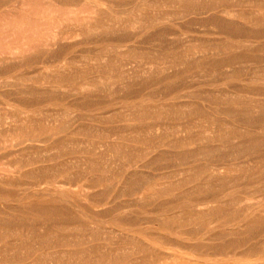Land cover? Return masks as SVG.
I'll return each instance as SVG.
<instances>
[{
  "label": "bare ground",
  "instance_id": "1",
  "mask_svg": "<svg viewBox=\"0 0 264 264\" xmlns=\"http://www.w3.org/2000/svg\"><path fill=\"white\" fill-rule=\"evenodd\" d=\"M167 6L172 8L167 10ZM177 17H198L208 25L206 33L223 36H194L183 47L167 45L164 24ZM126 29L130 33L119 35ZM150 29L154 30L152 41L157 44L153 53L147 45L136 43ZM93 33L108 43L93 55L76 53V45ZM263 36L264 0H0V134H12L0 139V148L21 147L11 151L21 154L20 158L0 170V192L7 193L2 198L15 202L0 208V242H4L0 244V262L115 264L119 249L132 254L150 250L134 237L120 236L128 234L125 230H132L134 223L142 224L131 216L140 209L121 210L133 204L114 205L105 191L91 196V204L109 206L96 208L92 214L63 191L51 187L35 188L39 184L33 183L21 192L11 188L24 174L49 179L69 170L68 164L59 170L53 168L62 155L60 151L41 159L22 150L53 138L67 127L86 130L81 123L73 125L79 117L98 108L86 102L114 95L118 84L156 85L166 90L154 96L153 103L140 100L119 107L115 102L107 104L111 119L127 122L113 133L117 138L105 144L106 149L99 155L104 160L87 154L82 173L104 169L110 163L127 169L138 160L144 161L141 166L155 160L187 165L182 168L180 182L169 183L160 191H150V184L146 188L136 167L114 174L122 182L120 192L137 193V200L147 201L177 190L175 198L161 206L171 215L154 221V226L183 236L171 239L159 234L156 239L162 244L178 248L152 251L147 264H162L164 258H180L191 264V258L177 250L189 249L199 255L229 254L243 245L247 259L264 260V64L260 63H264V42L254 43ZM131 40L135 43H129ZM257 63L259 66L252 71L242 68ZM195 70L206 75L218 71V80L227 86L218 88L214 95H202L201 90L190 93L189 100H175L183 96L178 93L183 77H191ZM167 96L172 99L156 101ZM69 115L78 117L69 121ZM196 119L200 120L198 129ZM169 128L178 135L169 137ZM54 140L55 147L64 142ZM24 143L25 147L21 145ZM169 147L182 149L171 153ZM151 154L153 157H149ZM36 162L39 165L24 168ZM92 180L91 186L99 184V178ZM191 181L193 190L184 187ZM240 183L259 185L237 191ZM253 192H260L261 199L255 200ZM137 206L144 208L142 203ZM101 211L125 215L115 219L116 225L110 222L104 231L106 242L94 243L96 228L104 219ZM78 216H84V221ZM54 219L60 220L57 227L49 226L47 221ZM214 220L237 227L206 237L221 238L217 243L204 239L186 242L184 237L194 234L183 227L192 222L204 226ZM70 224L85 226L88 239L65 242L67 236L61 230ZM149 228L139 230L150 238ZM33 229L38 230L36 234ZM11 238L20 240L21 245H15ZM226 264L264 262L237 259Z\"/></svg>",
  "mask_w": 264,
  "mask_h": 264
},
{
  "label": "rangeland",
  "instance_id": "2",
  "mask_svg": "<svg viewBox=\"0 0 264 264\" xmlns=\"http://www.w3.org/2000/svg\"><path fill=\"white\" fill-rule=\"evenodd\" d=\"M167 10H170L172 7H166ZM165 27V34H164V43L167 45H175L177 47H183L184 44L189 42V38L194 36H218L221 37L223 34L213 33L209 34L206 33V29L208 27L207 24H203V22L198 17H177L173 18V22H167V24H164ZM130 33L129 30H122L119 31V35ZM154 30L150 29L148 32H143L142 35L138 38V44H142L143 46L147 45V47H150V53L155 52L154 48H157L156 41H152ZM96 33L89 34L88 37L84 39L83 42L76 45L75 52L78 54H84V55H93L97 50L103 46V44L108 43V41H101L99 40V37L95 35ZM150 38V39H149ZM135 39V38H134ZM133 39V40H134ZM151 40L148 43L143 44L144 42L139 43L143 40ZM131 40L129 43L133 42ZM263 43L264 42V36L258 38L254 41V43ZM185 46V45H184ZM264 64L263 62H260ZM257 65L259 66V63L257 64H248L246 66H243V70L252 71L257 68ZM219 72L216 71L212 75H206L205 73H202V70H195L192 72V76H185L183 77V85L179 87V94L183 95L180 98H176L175 100H189L192 97L189 95L190 93H195L194 91H201L202 95H206V93L214 95V93H218V88L226 87L227 85L225 83H222L221 80H218L219 78ZM217 80V81H216ZM232 84H236V81H232ZM116 91L114 92V95L112 96H101V97H94L92 99H89L86 103L92 104V107H98L97 109H94L92 112L79 117L78 120L75 121L74 124L81 123L86 130H71L68 127L64 130L53 134V138L50 137L49 139L45 141H37L34 142L35 145L30 148H24L22 150L23 154H31L34 158H45L50 155L55 154L57 151L62 152V155L59 156L56 159V164L53 168H56L55 170H59L62 168L61 165L68 164L67 166L70 167L69 170L64 171L63 173L55 174L54 177L52 176L49 179L43 178L41 176L37 177V174L27 176L24 174L23 176H20L17 178L16 186H11V188L15 190H21L24 187L32 186L33 183L39 184L38 186H35V188H53L57 189L59 191H63L67 196L73 198L77 203H79L82 208L92 214L96 213L94 209L109 206L107 205H98L95 206L92 203V197L96 196V194H101L103 191L108 193V198L112 201H114V205H123V204H133L132 207L129 206H123L121 210L129 211L130 209H140L138 212H134L131 216H135L138 220L142 222L141 223H134L132 226V230H125L128 234H120L122 237H126L127 239L133 240H140L141 243L144 245V247L149 248L147 252L142 251L136 254H132L130 250H117L115 252V255H119V260L116 261L115 264H147L148 259H150L149 255L152 254V251H156L160 248H164L168 251H175L174 248H178L175 245L171 244H162L158 238L159 234L169 237L171 239H177L182 238L181 235H177L175 231H165L158 229L154 225L156 223L154 221H161L163 220L166 215H171L169 211H166V209H161L162 204L166 203L167 201H171L176 196L177 190H173L169 194H161L158 197H152L147 201L143 200H137L135 196L136 194H130L128 195L126 192H120V188L122 186V182L115 179V172L117 170L123 171L126 170H132L133 167L137 168V171L140 176H142L144 179L141 182L143 185L148 187V184H150V191H160L161 189L167 187L169 183L176 184L177 182H180L182 180V168L186 167L187 165L178 164L176 162H165L161 160H155L154 162H151L149 166H141L140 164L143 163V160H138L135 166H132L130 168L125 169L122 166H117L115 163H110L106 168H100L96 171H93L92 173H82V168H84V160L88 153H92L94 156L99 157L101 152H103L106 147L105 144L108 142H111L115 140V137L117 138V134H113L115 131L120 130L123 125L127 122L126 120L122 119H111V116L113 115L112 112L108 111L107 104H110L111 102H115V106H120L122 103L124 105H130L134 104L140 100H145L148 102L153 103L155 101L154 96H156L160 91H165L166 88L158 87L156 85L153 86H139V85H133L132 87H123L121 85L115 86ZM207 90V91H206ZM213 91V93H212ZM172 98L170 96H167L163 99H159L156 101L159 102H167L170 101ZM64 102V101H62ZM69 102V101H66ZM97 105V106H96ZM78 116H67L66 118L69 121H73ZM196 125L200 121L199 119H196ZM198 121V122H197ZM199 126H196V129H198ZM111 132L109 135L106 134V132ZM174 128H169L166 130L167 134H169V137H176L178 133L174 132ZM174 132V134H173ZM113 134V135H111ZM11 133H1L0 139H6L10 137ZM180 135V134H179ZM64 141L63 143H60L56 147L54 146L55 140ZM27 143L21 144L23 147H25ZM195 146V145H192ZM21 149L20 145L12 146L7 145L6 147L0 148V170H2L5 167H8L10 163L14 162L16 159H19L21 154H15L14 152L16 149ZM169 151L172 153V151L175 150H181L182 147H169ZM11 152V153H10ZM38 155V156H37ZM149 157H153V154L149 155ZM99 159L104 160L103 157H99ZM149 160V158H147ZM54 161V160H52ZM52 161H46V162H52ZM40 162H36L34 164H30L25 166V169H29L32 166L39 165ZM42 163V162H41ZM79 175H75V174ZM75 176V177H74ZM99 178V184L96 186H91L92 179ZM194 181L188 182L185 184L184 187H188V189H191V185L194 184ZM257 185H251V184H245L240 183L237 185L236 190H252L256 189ZM8 187V186H6ZM10 187V186H9ZM253 187V188H252ZM149 190V189H147ZM193 190V189H191ZM248 191V190H247ZM119 194L117 195V193ZM124 193V194H123ZM256 197V199H261L260 192H253ZM7 193L0 192V208L13 205L15 202L13 200H4L2 197L6 196ZM262 195V194H261ZM92 196V197H91ZM26 201V200H25ZM137 203L143 204L144 208L137 206ZM136 204V205H135ZM108 207H106L105 210H107ZM104 209L102 211H105ZM182 210V208H180ZM101 211V212H102ZM103 213V212H102ZM125 215V213H121L120 211L110 212L106 211L103 213V221L99 227L96 228L97 235L94 237L93 241L94 243H103L106 242L107 236L106 231L109 227L108 225L110 222H114L113 224L116 225L118 221L117 217ZM79 220L84 221V216H78ZM116 219V220H115ZM56 220V221H55ZM54 221V222H53ZM52 222L47 221V224L49 226H56L59 224L58 219H54ZM149 221V222H145ZM153 221L154 223H151ZM116 222V223H115ZM53 223V225H52ZM223 223L221 220L217 221H209L204 226H201L199 223L192 222L191 224H188L187 226L183 227L182 230L189 231L194 234V236L190 237H184L186 238V242L188 243H197L204 239V241L211 243H217V240H221V238L217 240H210L206 237H209L211 234L219 232V231H226L229 229H233L237 227L234 223H228L226 225H222ZM61 225V224H60ZM145 226H150L151 228L149 233H152V237H147L146 235H143V233L139 230V228ZM205 227V228H204ZM203 229V230H201ZM38 230L33 229L32 233L36 234ZM64 235H66L65 242L67 241H85L88 239V237L84 234L87 230L85 226H79L77 224H70L65 229L61 230ZM180 231V230H179ZM197 232L198 234H196ZM162 236V237H163ZM229 237V236H227ZM155 238V239H152ZM113 239V238H112ZM27 240L32 241V238H28ZM11 241L14 242L15 245L20 246V240H16L11 238ZM4 242H0L2 245ZM86 245L88 243H85ZM81 245H84L81 243ZM32 246V244H29L28 247ZM245 248V245L241 247H237L234 250L236 253H229V254H209V255H199L195 252L190 251L189 249H179L178 254L189 256L191 258V264H226L230 263L235 260H241L242 262L250 261V262H264L263 259H247V256L244 255L242 252ZM246 256V257H245ZM244 260V261H243ZM183 263L187 264L185 260L178 258V260H173L170 258H164L161 259L162 264H176V263ZM0 264H5L3 261L0 262ZM156 264V263H154Z\"/></svg>",
  "mask_w": 264,
  "mask_h": 264
}]
</instances>
